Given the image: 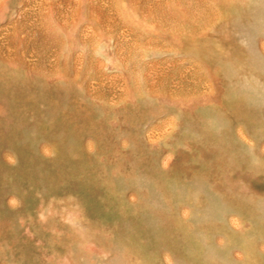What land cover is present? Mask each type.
<instances>
[{"label": "rangeland", "instance_id": "obj_1", "mask_svg": "<svg viewBox=\"0 0 264 264\" xmlns=\"http://www.w3.org/2000/svg\"><path fill=\"white\" fill-rule=\"evenodd\" d=\"M0 264H264V0H0Z\"/></svg>", "mask_w": 264, "mask_h": 264}]
</instances>
